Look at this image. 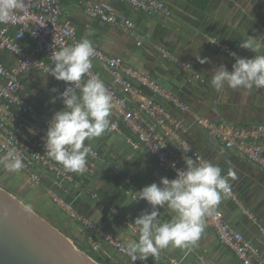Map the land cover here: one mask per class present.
I'll list each match as a JSON object with an SVG mask.
<instances>
[{
	"label": "crops",
	"instance_id": "0c3cea01",
	"mask_svg": "<svg viewBox=\"0 0 264 264\" xmlns=\"http://www.w3.org/2000/svg\"><path fill=\"white\" fill-rule=\"evenodd\" d=\"M165 1L173 9L171 18L137 11L119 0H111L121 13L133 20L137 31L148 36L146 41L149 43L143 46L136 44L123 25L106 24L89 18L76 1L63 2L62 17L74 22L81 40L87 38L110 53H126L127 58L130 57L127 59L129 64L140 68L165 89L179 95L195 114L210 116L218 123L229 126L264 123V88L233 90L225 86L217 92L211 85L215 67L223 64L231 70L235 61L229 55L220 53L210 42L217 39L253 58L264 54V0ZM245 39H254L261 45L260 50L256 53L241 48L240 44ZM155 45H162L173 55L192 62L195 69L205 76L206 82H190L191 75L178 71L159 55L153 54V57L151 50ZM198 55L201 58L208 57L210 62L201 64L196 59ZM1 56L8 62L12 61V57L4 52ZM99 70L108 78L107 70L100 67ZM23 85L22 96L35 106L38 113L53 116L65 107L59 98V93L63 92L60 83L51 75L30 69L23 76ZM53 88L58 89V92H53ZM110 116H113V110ZM127 134L123 127L118 131H106L102 136L94 138L91 146L100 153V158L92 160L89 155L87 163L91 166L82 174L74 173V179L65 181L61 189L62 195L73 202L77 211L124 242V237L138 239L139 228L134 225L135 219L145 210L150 212L151 208L147 201L137 200L138 195H134L135 190L130 188L127 179L117 184V173L120 170L129 171L130 176L137 179L133 183L140 190L154 182L159 183L162 177H176L162 171L144 147L132 149L126 140ZM192 144L208 161L222 169V175L228 177L230 171L235 173L236 179H228L231 192L236 197L229 193L222 194L217 207L235 228L259 244L264 254V234L261 230L264 229V170L236 150L223 148L199 128L194 130ZM0 155H3L1 151ZM116 165L118 169H115ZM6 174L3 182L11 183L9 187L15 186L11 188L13 193L45 218L57 221L60 227H70L75 237L86 241L87 231L64 209L52 202L49 194L52 180L50 175H45L42 186L32 183L27 187V178L31 181L30 173L21 171L18 174ZM34 187L40 199L29 196ZM95 191L101 195V202L92 198ZM113 208L120 209L121 214L116 215ZM251 214L256 216L257 221L250 217ZM172 215L174 213L165 206L160 209L159 219L165 222ZM204 223V231L195 244L185 248L169 246L162 249L156 259L152 256L149 259L157 264H169L171 258L181 260L182 264H242L234 252L219 241L205 219ZM101 246L100 252L111 260V264H132L127 255L104 242ZM135 264L138 263L135 261Z\"/></svg>",
	"mask_w": 264,
	"mask_h": 264
},
{
	"label": "built area",
	"instance_id": "2783aa9c",
	"mask_svg": "<svg viewBox=\"0 0 264 264\" xmlns=\"http://www.w3.org/2000/svg\"><path fill=\"white\" fill-rule=\"evenodd\" d=\"M72 1H76L91 19L111 25H123L138 46H143L147 40L148 36L137 31L133 20L121 13L111 0ZM119 1L137 11L165 18L173 15L172 7L165 0ZM63 2L64 0L23 2L21 8L14 10L8 23H0V151L4 155L12 148L17 149L24 162L21 171L31 174V181L35 186L42 185L45 175L51 176L49 194L52 201L87 231L91 251L100 252L101 243L104 242L119 253L127 255L124 241L79 213L73 202L62 195L64 182L72 181L74 173L66 172L62 165L46 155L45 137L53 116L38 113L35 106L21 94L25 72L34 69L51 75L47 73L48 67L53 63L51 55L81 41L74 22L62 17ZM213 40L216 43L212 44L219 52L229 55L234 61L237 57L253 58L235 51L217 39L211 41ZM93 47L95 52L91 58L92 68L79 82L80 86L89 78H99L104 82L112 95L113 116L109 119L115 127L110 131H118L124 127L128 133L126 140L131 148L138 150L144 147L162 171L176 176V169L186 167L184 157L195 159L197 163L208 161L192 144L196 128L218 141L223 148L236 150L264 170L263 122L250 126H229L218 123L210 116L197 115L179 95L165 89L140 68L127 63L121 54L110 53L95 44ZM154 48L178 71L191 75L190 82H206L205 76L195 69L192 62L173 55L162 45H155ZM3 52L12 57L11 62L3 59ZM99 67L108 71V78L104 77ZM56 81L63 91L72 86L68 82ZM76 91L79 92V88ZM90 155L92 160L100 158V153L94 149ZM90 166L87 163L86 169ZM118 168L116 165L115 169ZM127 183L135 190L134 195H138L136 192L140 189L130 177L127 178ZM229 194L236 197L231 191ZM92 198L97 202L102 201L101 195L96 191L92 193ZM113 211L116 215L121 214L118 208H113ZM250 217L257 221L256 216L251 214ZM205 220L219 241L231 249L242 264H264L260 245L235 228L219 207L213 209ZM261 230L264 234V229ZM136 262L157 264L149 258L146 261L138 259ZM169 264H182V261L171 258Z\"/></svg>",
	"mask_w": 264,
	"mask_h": 264
},
{
	"label": "clouds",
	"instance_id": "9594fccd",
	"mask_svg": "<svg viewBox=\"0 0 264 264\" xmlns=\"http://www.w3.org/2000/svg\"><path fill=\"white\" fill-rule=\"evenodd\" d=\"M22 5L23 0H0V23H8L14 10ZM210 42L216 43L215 40ZM240 47L257 53L261 45L254 39H245ZM94 52L92 42L84 38L74 46L54 52L51 55L53 63L47 69L56 80L72 85L59 93L65 107L55 112L45 137L46 155L70 173L86 171L87 157L92 151L91 141L115 127L109 119L112 95L104 82L89 78L82 87L79 83L92 68ZM232 55L236 56L235 53ZM196 59L201 64L210 62L208 57L199 55ZM211 85L217 92L225 86L233 90L264 88V54L254 58L237 57L231 70L223 64L215 67ZM52 91L58 92V89ZM55 100L54 97L53 103ZM184 159L186 167L176 169L174 179L162 177L159 183L154 182L136 192L137 200L147 201L151 211L145 210L135 219L134 225L139 228L138 239L124 237L125 251L132 264L138 259L146 261L149 256L156 259L160 250L169 246L185 248L195 244L204 231L205 217L219 205L222 194L231 191L228 177L236 179L234 172L230 171L226 177L222 175V169L210 161L197 163L190 157ZM23 168V158L17 149L12 148L0 155V169L3 171L18 174ZM165 206L174 215L162 222L160 209Z\"/></svg>",
	"mask_w": 264,
	"mask_h": 264
},
{
	"label": "water",
	"instance_id": "95a60500",
	"mask_svg": "<svg viewBox=\"0 0 264 264\" xmlns=\"http://www.w3.org/2000/svg\"><path fill=\"white\" fill-rule=\"evenodd\" d=\"M35 0H23L31 2ZM108 261V260H107ZM0 264H100L47 218L0 185Z\"/></svg>",
	"mask_w": 264,
	"mask_h": 264
},
{
	"label": "trees",
	"instance_id": "16d2710c",
	"mask_svg": "<svg viewBox=\"0 0 264 264\" xmlns=\"http://www.w3.org/2000/svg\"><path fill=\"white\" fill-rule=\"evenodd\" d=\"M65 1V0H64ZM93 44V43H92ZM130 172L129 171H124V170H120L117 175L115 176L116 182L121 183L124 180H126L128 177L130 176ZM132 182H136V178L134 176L131 177ZM5 184H3V187ZM7 190L11 191L12 189L5 187ZM12 192V191H11ZM16 194V193H15ZM18 196V195H17ZM53 202V201H52ZM54 203V202H53ZM55 204V203H54ZM56 205V204H55ZM59 207V206H58ZM60 208V207H59ZM61 209V208H60ZM36 210V209H35ZM38 211V210H37ZM79 212V211H78ZM40 213V212H38ZM80 213V212H79ZM42 215V214H40ZM44 216V215H42ZM45 217V216H44ZM51 223H53V225H55L56 227H58L63 234H65L66 236H68L69 238H71L74 243L76 244L77 248L86 252L87 254H89L95 261H97L100 264H111V260L108 259V257L104 256L101 252H93L90 250L89 245H88V241H87V236H86V241L83 240L81 241L79 238L75 237L72 232H70V227H60L59 223L56 221H54L53 219H48ZM77 224V223H76ZM79 224V223H78ZM79 226L81 227V225L79 224ZM87 242V244H86ZM108 260V261H107Z\"/></svg>",
	"mask_w": 264,
	"mask_h": 264
},
{
	"label": "rangeland",
	"instance_id": "374dc122",
	"mask_svg": "<svg viewBox=\"0 0 264 264\" xmlns=\"http://www.w3.org/2000/svg\"><path fill=\"white\" fill-rule=\"evenodd\" d=\"M172 16H173V15H172ZM172 16H171V17H172ZM171 17H170V18H171ZM148 43H149L148 41H145V44H148ZM142 48H144V47H142ZM151 54H152V55L155 54V55H159V56H160L159 51H158L156 48H154V49L151 50ZM123 55H124L123 57L125 58L126 61H127L128 58H130L129 56H128V58H127L126 53H124ZM155 55H153V57H155ZM230 58H231V57H230ZM127 63H128V62H127ZM22 172H24V171H22ZM6 173H7V172H5V171H3L2 169H0V185L3 186V184H7V185H4V186H5V187H8V188L11 189V188H13V187H15V186L13 185V187H12V186L9 187L8 185H9V184L11 185V183H9V182H7V181L3 182V177L5 176ZM8 174H10V173H7L6 175H8ZM26 183H28V184H27V185H28L27 187H29V185H33L29 178H27V182H26ZM41 186H42V185H41ZM27 189H28V188H27ZM29 196L34 197V198L37 197V198H39V199L41 198V197H40V194H39L38 192H36V188H35V187L31 190V194L29 193ZM34 198H33V199H34ZM33 199H32V200H33ZM51 200H52V199H51ZM33 205H34V204H33ZM35 205H37V204H35ZM35 205H34V206H35ZM35 207L39 208V206H35ZM36 211H37V210H36ZM37 212H39V211H37ZM42 212H43V211H42ZM43 213H44V212H43ZM39 214H41V213H39Z\"/></svg>",
	"mask_w": 264,
	"mask_h": 264
}]
</instances>
